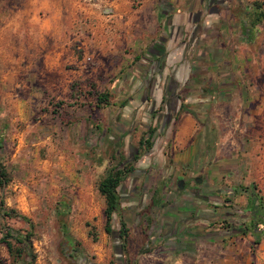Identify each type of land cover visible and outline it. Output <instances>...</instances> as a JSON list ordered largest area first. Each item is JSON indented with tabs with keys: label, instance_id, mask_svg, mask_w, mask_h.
<instances>
[{
	"label": "rangeland",
	"instance_id": "1",
	"mask_svg": "<svg viewBox=\"0 0 264 264\" xmlns=\"http://www.w3.org/2000/svg\"><path fill=\"white\" fill-rule=\"evenodd\" d=\"M253 1L0 0V111L7 113L0 115L6 119L0 125V162L9 175L0 198L33 223V264H123L126 259L128 264H264V235L255 244L249 233L221 223L240 218L243 205L235 199L251 183L264 202V20L249 39L236 19ZM259 1L264 11V0ZM175 11L191 21L188 29L179 25L180 42L193 44L203 30L196 44L207 42L235 63L243 61L246 82L241 86L249 96L245 102L259 110V120L251 127L257 132L254 158L234 156L240 159L231 161L218 184L234 201L227 204L233 209L194 208L203 227L186 225L184 217L174 214L165 218L167 194H152L149 188L162 185L168 172L173 173L163 170L170 165L165 144L174 120L165 130L167 119L158 115L164 109L161 101L127 97L128 90L137 88L132 55L147 52L153 42L163 44L169 15ZM72 60L82 62L81 75ZM234 69L220 68L225 76L221 92L209 100L208 108L243 105L232 93L225 96L227 80L237 76ZM203 81L204 89L209 88L210 80ZM71 82L78 85L69 88ZM90 82L96 91L108 90V105L94 108L90 96L76 99L78 91L89 90ZM231 90L236 94L237 88ZM198 99L188 101L203 100ZM148 126L155 128L150 154H140L136 169L119 187L127 228L122 252L116 231L111 236L103 231L104 204L96 182L119 155L131 160ZM85 222L95 226V241L87 235ZM4 226L22 231L27 225L0 214V264H13L2 242ZM112 227L117 229L116 217Z\"/></svg>",
	"mask_w": 264,
	"mask_h": 264
},
{
	"label": "crops",
	"instance_id": "2",
	"mask_svg": "<svg viewBox=\"0 0 264 264\" xmlns=\"http://www.w3.org/2000/svg\"><path fill=\"white\" fill-rule=\"evenodd\" d=\"M199 18H195L194 22L198 24ZM176 24L187 26L186 29H188L191 21L187 22L183 13L180 14L178 11L171 13L167 24L169 33L163 38V44L153 42L149 45L147 52H134L132 60H135L136 65L132 71V82L137 88L128 90L127 97L147 99L152 96L158 102L161 101L164 109L162 114L158 115L167 119L163 127L165 130L168 129V122L174 120V123L170 125L172 130L168 132L170 136L168 135L167 140L169 141L165 144L169 149L167 151L170 156V165L164 167L166 170L169 168L167 171L163 170L165 173L170 170L173 173L168 172L170 178L167 176L162 185L160 183L159 186L153 185L149 188L152 194H167L165 206L163 204L164 207H162L165 218H170L171 214H174L178 219L184 217L187 220L186 225L203 227L205 225L200 224V214H197L194 208L208 207L209 210L214 206L220 210L233 209L228 205L234 204V201L227 198L228 192H225L218 184L225 179V171L231 165V161L234 160L235 164L240 159L234 156L254 158L257 151V132L251 127L259 120V117L257 119L255 117L259 110L247 107L245 102L249 96L247 97L243 91L244 86H241L246 82L245 75L240 70L242 67L245 68L243 61L237 59L235 63L234 58L229 59L225 54L226 58L219 50L218 54L214 47L205 44L207 42L202 41L200 45L196 44L197 38L203 32L198 26L193 28L200 30L193 44L180 42L183 29L178 26L174 28L173 25ZM169 28L171 31L174 30V33ZM73 63H76L77 75H81L82 62L77 60ZM222 67L235 68L237 76L227 80L229 88L225 96L229 97L232 93V98L237 97L241 100L240 104L243 105L237 108L224 109L215 105L208 108L207 106L210 99L213 101L214 97H217L215 93L221 92L219 83L225 77L220 76ZM204 79L210 80L209 88L204 89ZM233 86L235 91L237 88L236 94L233 90L230 91ZM206 92L214 93V95H208ZM200 93L205 94L204 97L200 96ZM191 98L194 101L202 98L204 101L199 102L198 99V102H189L188 99ZM194 104L197 106L194 107ZM180 105L182 107L179 109ZM225 113L226 118H221L220 116ZM2 114L7 113L0 111V115ZM5 120L0 119L1 127ZM242 146H244L243 152H241ZM145 153L149 156V149ZM135 162H133V171L136 169ZM172 180L176 181V190L172 188ZM235 200L242 203L241 209L245 207V195H238Z\"/></svg>",
	"mask_w": 264,
	"mask_h": 264
},
{
	"label": "trees",
	"instance_id": "3",
	"mask_svg": "<svg viewBox=\"0 0 264 264\" xmlns=\"http://www.w3.org/2000/svg\"><path fill=\"white\" fill-rule=\"evenodd\" d=\"M236 19L239 21L241 32L250 39L256 26L261 25L264 20L262 2L254 0L251 2L249 7L244 8V11ZM77 85L78 84L71 82L69 84V88ZM88 87L89 90L87 91H78L76 99L90 96L92 98L94 108H101L109 104L108 90L103 89L101 91H96L92 82L88 84ZM70 96L75 98L72 93H70ZM181 107L182 105L179 106V109ZM154 130L155 128L153 126H148L144 129L137 140V150L132 155L131 160L128 161L122 155H119L118 159L106 168L104 174L96 182V189L103 198L104 204L102 209L104 217L103 231L108 236H111L114 231H116L120 241V250L122 252H125L127 228L121 215L119 187L122 181L133 171V162L139 159L140 154L150 149V136ZM8 181V172L0 162V191ZM255 189L256 186L253 183L247 187H243L242 190L245 193L246 204L242 209L240 218L230 220H228V218L222 219L221 223L225 227L229 228L236 226L243 234L249 233L252 236V242L256 244L260 241L262 235H264V202L263 197L259 195ZM151 202L152 205L156 204L154 201ZM0 214L3 218H17L27 225L26 229L22 231L20 229L4 226L2 242L4 243L7 251L11 254L13 264H33L35 260V254L32 247V238L34 235L33 223L24 214L5 207L1 198ZM233 214L227 213L225 216H233ZM114 217L117 218L116 230L112 227ZM214 223L215 221L213 223L210 222V224ZM85 225L88 226L87 235L95 241L97 235L95 226L88 222H85ZM123 264H128L127 259Z\"/></svg>",
	"mask_w": 264,
	"mask_h": 264
},
{
	"label": "flooded vegetation",
	"instance_id": "4",
	"mask_svg": "<svg viewBox=\"0 0 264 264\" xmlns=\"http://www.w3.org/2000/svg\"><path fill=\"white\" fill-rule=\"evenodd\" d=\"M178 28H181V27L178 26Z\"/></svg>",
	"mask_w": 264,
	"mask_h": 264
}]
</instances>
